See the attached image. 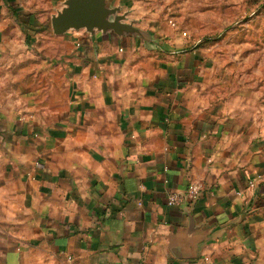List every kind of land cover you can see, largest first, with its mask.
<instances>
[{
  "label": "crops",
  "instance_id": "0c3cea01",
  "mask_svg": "<svg viewBox=\"0 0 264 264\" xmlns=\"http://www.w3.org/2000/svg\"><path fill=\"white\" fill-rule=\"evenodd\" d=\"M63 1L0 0V264H264L263 91L155 14L56 34Z\"/></svg>",
  "mask_w": 264,
  "mask_h": 264
},
{
  "label": "rangeland",
  "instance_id": "374dc122",
  "mask_svg": "<svg viewBox=\"0 0 264 264\" xmlns=\"http://www.w3.org/2000/svg\"><path fill=\"white\" fill-rule=\"evenodd\" d=\"M108 3L119 6L122 13L140 10L144 21L155 14L166 25L182 28L187 31V38L210 46L215 55L225 60L223 64L234 65L242 83L261 89L264 94V0H108ZM46 24L50 26V18Z\"/></svg>",
  "mask_w": 264,
  "mask_h": 264
},
{
  "label": "water",
  "instance_id": "95a60500",
  "mask_svg": "<svg viewBox=\"0 0 264 264\" xmlns=\"http://www.w3.org/2000/svg\"><path fill=\"white\" fill-rule=\"evenodd\" d=\"M120 9L111 6L108 0H64L63 6L52 14L51 24L56 34L80 28L118 35L139 32L133 22H125L127 12L120 13Z\"/></svg>",
  "mask_w": 264,
  "mask_h": 264
},
{
  "label": "built area",
  "instance_id": "2783aa9c",
  "mask_svg": "<svg viewBox=\"0 0 264 264\" xmlns=\"http://www.w3.org/2000/svg\"><path fill=\"white\" fill-rule=\"evenodd\" d=\"M176 23H173L175 27ZM183 35H187V31L182 30ZM204 186L203 183L199 180H192L189 182L187 187L182 190H172L168 193L166 203L168 206H178L182 204L184 201H193L197 199L202 192ZM70 257V256H69Z\"/></svg>",
  "mask_w": 264,
  "mask_h": 264
}]
</instances>
